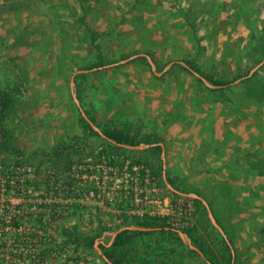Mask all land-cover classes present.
I'll list each match as a JSON object with an SVG mask.
<instances>
[{
    "label": "rangeland",
    "instance_id": "1",
    "mask_svg": "<svg viewBox=\"0 0 264 264\" xmlns=\"http://www.w3.org/2000/svg\"><path fill=\"white\" fill-rule=\"evenodd\" d=\"M243 1L241 6L245 5L241 9L249 6ZM248 1L253 2V0ZM83 9H86V12ZM183 12V9L179 12L164 8L163 0H0V84L17 82L21 85L19 93L21 101L18 111L10 121L18 144L30 153L36 150L51 149L61 141L85 137L81 118L83 115L73 98V91L79 90L80 103L100 125L106 127L111 123L136 131L140 124L137 121L136 100H133L132 106L129 107L126 101H120L122 94L126 92V85L130 90L136 89L140 84V79L144 76L149 77L150 80L160 79L166 84H169L173 77L176 80L174 82L177 83L205 85L204 80L182 69L183 65L179 61L185 56L173 59L172 53L166 51L167 49L162 50L166 44L164 40L175 36L174 23L169 21L168 16L171 15L173 18L177 16L183 20L185 16ZM249 13L248 22L251 20L257 22L259 18L263 27L258 34H255L254 28H248L245 23L241 24L240 31H237L236 35L244 36L246 34V39L244 42L237 41L238 43H233V45L226 44V53L230 52L228 48L233 47L232 50L246 54L247 46L255 44L257 37L261 36L264 28V10L263 12L253 10ZM81 18L84 20L81 21ZM160 18L163 19L160 26H155L156 21ZM169 22L173 25H169ZM88 26L98 32L96 46L90 41L91 31ZM229 26L228 24V28H231ZM231 29L238 30V28ZM252 32L254 37L250 36ZM133 38H136V42L130 44L126 50L128 43ZM148 38L157 40V43H149ZM248 38L251 39L250 42ZM160 39L163 40L162 44L159 42ZM137 52H146L152 59L154 58L157 61L158 71L166 68L167 70L161 76L156 75L147 57L146 59H136L130 63H127L128 61L118 63ZM181 55L187 54L181 53ZM230 55H234V52L232 51ZM100 56L109 65L101 69L94 68L93 70L96 69L100 72L80 77L77 81L78 84L76 81L75 84L71 83L72 75L76 70L96 62ZM187 57L195 59L199 68L210 71L217 77L223 73L224 68H227L226 63L229 64L233 58H229V61L226 59L223 64L214 59L213 65L217 67L218 63V68H221V71H212L210 60L204 63L203 60L192 54H188ZM246 59L249 60V58ZM172 60L179 61L168 67ZM263 65L264 63L257 70ZM248 75L244 77H249ZM261 76H264V72H261ZM240 80L243 79L240 78ZM139 131L146 132L140 128ZM85 143L87 150L94 149L96 152L91 155L94 158L102 153L116 152L136 161V156L139 155L128 156L119 153L113 147H109L102 136H89L85 139ZM0 164L3 166L2 168L8 166L10 169L14 166L23 168V165L26 164L37 165L38 168L40 166L51 167L41 158H30L29 156L22 160H18L16 157H6L2 161L0 160ZM68 168L63 166L61 169L67 171ZM21 171L28 172L24 169ZM23 176L25 174L21 173L19 179H16L12 191L10 190V195L9 188L4 187L3 191L0 186V204L2 203L0 205V247H6L13 243H25L26 240L29 244L36 246L35 243L38 239L45 238L46 243L42 248L46 250L41 255L50 259L53 254H59L55 264H68L67 262L75 256L79 247L86 249L89 254L94 256L96 264H108L96 247L88 248L78 244L77 237L74 236L75 232L84 236L93 234L82 233L76 225L70 222L80 210L76 209L70 221L66 223L54 226L41 223L38 214L30 209L34 205L43 206L46 203L42 195L39 198V192L27 191L26 187H33V185H29L31 181ZM62 178L65 177L62 176ZM22 185H24L23 189ZM92 188L96 189L97 200H106L102 189L98 190L97 185L93 184ZM162 188L163 194L169 196L175 206L192 199L189 196L180 195L168 186H162ZM88 189L90 190L91 187L85 191ZM110 191L111 195H116L112 189ZM115 200L118 201L119 197L115 196ZM118 205L123 208L122 203ZM18 210L30 211L29 218L23 219L21 216L13 225L15 229L5 231L3 229L5 214L18 212ZM195 215L197 217L196 208ZM122 216L124 221L139 218L124 212ZM195 226H198V217ZM182 228L178 227L180 230ZM114 230L116 229L107 230L108 233L104 232L98 240L110 244ZM199 233L207 242H212L211 246L218 249L219 245L206 231L200 229ZM235 236L239 254L242 257L238 264H258L256 263L257 259L262 260L260 264H264V235ZM158 237L159 235H153L152 241H156ZM182 240L189 246L186 240L183 238ZM165 247L169 249L171 244L167 243ZM134 249V264H143L147 248L138 240ZM163 249H153L151 257L167 253L166 249L164 251ZM67 251L69 256L64 258L61 253L67 254ZM181 264L207 263L192 254L187 255Z\"/></svg>",
    "mask_w": 264,
    "mask_h": 264
},
{
    "label": "crops",
    "instance_id": "2",
    "mask_svg": "<svg viewBox=\"0 0 264 264\" xmlns=\"http://www.w3.org/2000/svg\"><path fill=\"white\" fill-rule=\"evenodd\" d=\"M163 1L164 8L176 11L180 7L185 16L183 20L168 16L174 23L169 25L174 26L175 36L164 40L162 50L172 53L173 59L192 54L204 63L210 60L212 71H221L218 63L239 56L233 47L226 53L225 46L244 42L246 34L236 35L241 24L254 28L255 34L263 27L259 18L257 22L251 18L248 22V18L250 11L263 12L264 0L252 3L244 0L249 6L243 9L242 0ZM161 21L158 19L155 26H160ZM228 24L238 30L228 28ZM250 36L254 37V33ZM135 39H131L126 50ZM148 42L156 44L157 40L148 38ZM138 53L146 52L135 54ZM214 59L217 67L213 65ZM237 80L231 85L241 81ZM174 81L172 77L166 84L144 76L138 88L130 90L126 85L120 101H126L129 107L136 100L138 130L164 139L166 168L171 178L201 193L212 209L217 210L219 218L232 221L238 235H264L260 231L264 225V98L248 96L237 102L234 97L210 90L218 87Z\"/></svg>",
    "mask_w": 264,
    "mask_h": 264
},
{
    "label": "trees",
    "instance_id": "3",
    "mask_svg": "<svg viewBox=\"0 0 264 264\" xmlns=\"http://www.w3.org/2000/svg\"><path fill=\"white\" fill-rule=\"evenodd\" d=\"M175 6V5H174ZM90 7V6H89ZM176 10L181 11L180 7H176ZM86 12V9H83ZM84 19L81 18V21ZM90 34V41L93 45H97L98 32L94 30L91 26H88ZM246 54L241 52L236 60L230 61L229 64L226 63L225 70L219 75V77L213 74H208L201 68H199L195 59L185 56L182 60L185 61L192 69L199 72L203 77H205L213 85L219 86L217 89H210L216 94L222 96L234 97L237 102H243L248 96L262 99L264 98V76H261V72H264V65L256 70L251 76L244 78L238 84L231 85L232 82L239 78L247 76L253 67L259 64L264 58V28L262 29L261 36L257 37L255 44L247 46ZM144 58L145 56L133 58L127 63L133 62L136 59ZM246 58H249L247 60ZM157 65V61L153 58ZM250 63V65H249ZM109 65L104 61L102 56L91 64H88L80 69H89L87 73L79 74L75 77L76 84H78V79L85 75L97 74L99 70H93L94 68H100ZM160 66L158 65V68ZM182 69L187 71L189 74L193 75V72L181 66ZM101 69V68H100ZM92 70V71H90ZM228 70V71H227ZM170 72V71H168ZM21 92V85L19 83L13 84H0V160H4L6 157H16L18 160H22L26 156L30 158H41L45 161L47 165L52 167L62 168L70 167L73 163L94 155L96 152L93 150H87L85 139L89 136L96 135L101 136L94 127L82 116L83 129L85 131V137H76L69 141H61L56 146L51 149L36 150L28 153L24 150L17 142L15 132L10 126V121L13 116L18 111L19 93ZM78 98L80 99L79 90H77ZM87 112L91 120L98 125L99 128L109 137L118 141L119 143L129 144L137 146L140 144H150L148 147L141 149H130L124 146H118L111 143L108 139L104 138L109 147H113L119 153L127 154L128 156L139 154L136 156V161L134 163L143 164L145 166H150L152 172L159 178L160 185L167 187V184L163 178V170L166 165L165 160L162 157V146L160 142H164V139L157 134H151L149 132H141L139 130L132 131L127 127H119L115 124H108V126L100 125L94 118L89 114L87 109L83 107ZM81 112V111H80ZM82 114V113H81ZM85 138V139H84ZM259 166L260 163L258 162ZM262 168V167H261ZM1 175L7 181H11L12 170L8 166H4L0 170ZM167 179L170 184L177 190L183 193L196 192L194 188H188L177 183L176 180L171 178L169 171L166 168ZM32 181L34 189L39 185L37 181V176ZM172 190V189H171ZM174 191V190H173ZM202 195L199 192H196ZM181 195V194H180ZM203 196V195H202ZM196 208V214L198 217V226L193 228L183 227L181 230L184 231L188 237L191 239L192 243L196 245L203 253L201 255L198 251L192 249L188 246L181 238L179 233L176 231L175 226L167 222L166 218L155 217L145 215L139 218H135L132 221H124L121 225H117L115 228H99L93 234L84 236L79 232H75L74 236L77 237L78 244H82L88 248H95L96 242L101 235L107 230L119 229L125 225H138L143 227H153L157 228L154 230H123L121 231L112 241L108 244L106 242H100L102 254L106 255L113 264H134V245L136 242L141 241L142 244L147 248L146 256H144L143 264H181L187 258V255L195 254L205 263L209 264H238L241 260V255L239 254V248L236 242V236H238V230L232 221L228 219L219 218L217 210L212 209L217 222L222 226L225 233L227 234L230 243L222 235L219 229H217L209 217L208 210L204 203L197 199H192ZM212 208V207H211ZM200 229H203L207 234L213 237L214 241L219 245L218 249L212 247V242H207L203 236H201ZM114 230V231H116ZM264 234V225L260 230ZM159 235L156 241H152L153 235ZM171 244V247L166 248V244ZM233 247L235 255L233 256ZM164 248V249H163ZM153 249H166L167 253L156 254L153 258L151 257V251ZM146 261V262H145ZM262 260H256V263L260 264ZM255 264V263H254Z\"/></svg>",
    "mask_w": 264,
    "mask_h": 264
},
{
    "label": "built area",
    "instance_id": "4",
    "mask_svg": "<svg viewBox=\"0 0 264 264\" xmlns=\"http://www.w3.org/2000/svg\"><path fill=\"white\" fill-rule=\"evenodd\" d=\"M80 161L73 163L67 171L52 166L48 168L28 164L23 165V168L14 166L11 168L10 182H6L0 175L1 190L4 191V187L9 188L10 195V190L12 191L21 173L25 174L23 177L31 183L37 176L38 187L34 189L33 185L26 188L27 191L39 192V198L42 195L46 204L34 205L30 211L38 214L41 223L54 226L70 221L78 209L80 211L70 222L85 234L95 233L101 227L112 228L121 225L124 221L123 212L138 217L149 215L166 218L167 222L176 228L194 227L197 224L193 198L175 206L170 197L163 194L160 180L150 166L134 163L133 158L124 157L116 152L102 153L96 158L89 156ZM2 167L0 164V170ZM21 169L28 172H22ZM92 184L97 185L98 190H103L106 200H97L96 189L92 188ZM89 187L91 189L85 191ZM111 189L116 198L119 197L118 201L111 195ZM117 203H122L123 208ZM29 212L18 210L5 214L3 229L5 231L15 229L13 225L16 220L21 216L23 219L29 218ZM45 243V238H40L35 243L36 246L29 244L27 240L21 244L1 246L0 264H55L59 254H53L51 260L41 255L46 250L42 248ZM61 255L64 258L69 256L68 251L67 254ZM67 263L96 264V259L86 249L79 247L75 256Z\"/></svg>",
    "mask_w": 264,
    "mask_h": 264
},
{
    "label": "water",
    "instance_id": "5",
    "mask_svg": "<svg viewBox=\"0 0 264 264\" xmlns=\"http://www.w3.org/2000/svg\"><path fill=\"white\" fill-rule=\"evenodd\" d=\"M140 55H142V56H146V57L148 58V60L150 61L151 65H152L153 71H154V73H155L156 75L161 76V75L167 70V68H166V69H164V70H162V71H158V70H157L156 63H155V62L153 61V59H152L148 54H146V53H141V54L138 53V54H135V55H133V56H131V57H129V58H126V59H124V60H121V62L129 61V60H131V59H133V58H135V57H137V56H140ZM179 62H180L183 66H185L186 68L190 69V70L193 72V74H195L196 76H198L199 78H201L202 80H204L208 86H210V87H219V86H216V85H213L212 83H210V82H209L205 77H203L199 72H197V71H195L194 69H192V68H191V67H190L185 61L180 60ZM173 63H175V62H174V61L170 62L169 65H168V67H170ZM263 63H264V58H263V60H262L258 65H256V66L250 71V73H249L248 76H251V75L257 70V68H258L260 65H262ZM111 65H112V64H111ZM106 66H107V65H106ZM100 68H102V67H100ZM86 71H87V69H78V70H76V71L73 73V75H72L71 83H72V84H75V77H76V75H77L78 73L86 72ZM239 80H240V79H239ZM239 80H237V81H239ZM73 98H74L75 102L77 103V105L79 106V109H80L82 115L85 117V119H86V120H87V121H88V122L94 127V129H95V130H96V131H97L102 137L108 139L111 143H113V144H115V145H118V146H124V147L130 148V149H141V148H144V147H148V146H150V144H140V145H137V146H133V145H129V144L119 143L118 141H116V140L112 139L111 137L107 136V135L101 130V128H99L98 125L95 124V123L91 120V118L89 117V115L87 114V112L84 110L82 104L80 103V100H79V98H78L77 92H75V91H73ZM159 144L162 146V149H163V150H162V157H163V159L165 160L166 158H165V147H164V143H163V142H160ZM163 178H164V180H165L167 186H168L170 189L174 190L175 192H177V193H179V194H182V195L189 196V197H191V198H197V199L201 200V201L204 203V205L206 206L207 210H208V214H209V217H210L212 223H213V224H214V225L220 230V232L222 233V235H223V236L228 240V242L230 243L229 238H228V236L226 235L224 229H223L222 226L217 222V220H216V218H215V216H214V213H213V211H212V208H211L210 204L208 203V201L206 200V198H204L202 195H200V194H198V193H196V192L183 193V192H180L179 190L175 189V188L170 184V182H169L168 179H167L166 166H164V170H163ZM154 229H157V228H153V227H143V226H138V225H125V226L120 227L119 229H117L116 231H114V232L112 233L111 243H112V241L114 240V238H115V237H116L121 231H123V230H154ZM176 231L179 233V235L181 236V238H183L184 240H186V241L188 242L189 246H190L192 249L198 251L201 255H203L202 251H201L196 245H194V244L192 243L191 239L188 237V235H187L184 231H182V230H180V229H176ZM100 242H101V241H99V240L96 242V248H97L98 251L101 253V255L104 257V259L106 260V262H108V264H113L112 261H111L106 255H103V254H102L101 247L99 246V243H100ZM231 248H232V250H233L232 245H231ZM234 255H235V253H234V250H233V256H234ZM209 264H212V263H209Z\"/></svg>",
    "mask_w": 264,
    "mask_h": 264
}]
</instances>
